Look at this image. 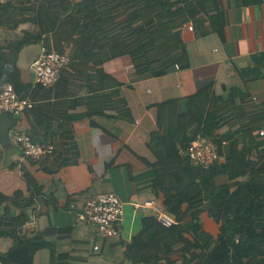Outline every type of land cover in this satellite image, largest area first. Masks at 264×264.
Returning <instances> with one entry per match:
<instances>
[{
    "label": "trees",
    "instance_id": "trees-1",
    "mask_svg": "<svg viewBox=\"0 0 264 264\" xmlns=\"http://www.w3.org/2000/svg\"><path fill=\"white\" fill-rule=\"evenodd\" d=\"M212 2L0 0V27L14 30L24 22L40 26L37 32L25 31L18 40L0 43V86L10 83L19 97L34 102L28 109L34 119L27 133L34 142L54 146L51 154L31 161L50 173L77 162L75 120L93 116L131 120L122 83L105 71L104 63L129 55L139 76H162L172 68L190 66L182 28L191 22L198 36L212 29L221 33L223 25H207L204 13L200 15L199 9ZM208 10L215 11L213 19H223L220 6ZM32 43L69 57L51 87L27 84L20 78L18 54ZM73 77L79 81L77 92L71 90ZM46 88L53 92L52 96L46 91V97L55 99H42ZM78 92L88 95L78 97ZM60 93L63 97L58 99ZM237 93L234 90L222 100L207 97L206 89H201L189 97L184 113L177 111L175 99L158 104V130L148 143L158 161L148 162L146 172L150 186L164 192L163 209L175 216L176 224L164 225L155 213L144 215L140 230L130 240L120 235L124 213L112 236H101L91 224L97 237L84 244L89 254L79 262L62 248L69 233L58 230L62 237L55 245L47 239L49 233L29 230L39 207L49 201L43 186L28 179V193L0 192V235L13 241L7 251H0V263L39 264L37 254L45 251L49 264H264V136L259 134L264 129V103H247ZM81 104L86 110L70 111ZM198 135L218 146V162L208 167L191 163L188 148ZM250 147L259 150L257 161L248 159ZM221 178L225 182L219 183ZM93 196L91 188L75 196L74 201H85L81 209L74 208L78 219ZM204 212L219 224L217 235L204 228Z\"/></svg>",
    "mask_w": 264,
    "mask_h": 264
},
{
    "label": "crops",
    "instance_id": "crops-1",
    "mask_svg": "<svg viewBox=\"0 0 264 264\" xmlns=\"http://www.w3.org/2000/svg\"><path fill=\"white\" fill-rule=\"evenodd\" d=\"M210 6H220L223 19H213L216 15L215 11L208 10ZM200 10L207 25L224 27L221 33L212 29L198 36L194 29H189L191 22L184 24L181 34L187 44L190 66L172 68L162 76H139L129 55L104 63L105 71L122 83L132 119L93 116L73 121V138L80 153L77 162L59 166L53 173L45 172L38 163L24 157L11 141L0 143V192L8 196L16 190L28 193V179L42 185L49 203L39 207V215L28 223V228L31 232L49 233L47 239L55 245L62 237L58 230L69 233L62 248L73 253L79 262L85 261L89 254L84 244L94 242L97 231L75 214L74 208L81 209L85 203L83 199L74 201L76 195L91 188L92 196L115 193L121 197L126 204L119 223L120 235L127 240L140 230L144 215L155 213L151 208L140 206L142 203L152 200L163 208L165 194L150 186V174L146 172L148 162L158 161L148 143L152 133L158 130L159 103L175 99L177 111L184 113L189 97L201 89H206L207 97L223 100L235 90L239 96H245L247 103H264V0H213ZM39 29L40 26L32 22H24L14 30L0 27V43L18 40L23 32ZM42 49L41 43H32L20 50L16 67L24 83H33L28 66ZM78 82V78L73 77L71 90L77 92ZM48 90L46 88L42 95L45 101L55 99L46 97ZM48 92L53 96V92ZM77 94L78 97L88 95ZM58 96V99L63 97L61 93ZM239 96L236 103H240ZM84 110L83 104L70 109ZM14 116L15 126L28 134L34 113L27 109ZM215 134H219V130H215ZM250 149L248 159L257 161L259 150ZM223 182L225 178L219 179V183ZM12 242L0 235V251H7ZM36 261L49 264V254L39 252Z\"/></svg>",
    "mask_w": 264,
    "mask_h": 264
},
{
    "label": "built area",
    "instance_id": "built-area-1",
    "mask_svg": "<svg viewBox=\"0 0 264 264\" xmlns=\"http://www.w3.org/2000/svg\"><path fill=\"white\" fill-rule=\"evenodd\" d=\"M189 29H193L192 25H189ZM68 62L69 57L66 54L42 49L28 66L33 83L44 87L53 86ZM33 103L29 98L19 97L12 84L5 83L0 86V113L8 111L18 115L30 109ZM15 125L9 132L10 141L21 150L24 157L37 161L52 153L54 146L51 143L34 142L29 134L21 132ZM259 134L264 136V129H261ZM188 156L194 166L208 167L219 161L218 146L210 138L198 135L188 148ZM125 204L126 202L115 193L99 194L87 201L79 217L86 223L96 225L101 236L109 237L117 233L116 223L124 213ZM140 206L153 209L158 220L166 226L177 223L174 215L167 213L152 200H146Z\"/></svg>",
    "mask_w": 264,
    "mask_h": 264
},
{
    "label": "water",
    "instance_id": "water-1",
    "mask_svg": "<svg viewBox=\"0 0 264 264\" xmlns=\"http://www.w3.org/2000/svg\"><path fill=\"white\" fill-rule=\"evenodd\" d=\"M14 114L8 111L0 113V143L4 144L10 141L9 132L16 120Z\"/></svg>",
    "mask_w": 264,
    "mask_h": 264
},
{
    "label": "rangeland",
    "instance_id": "rangeland-1",
    "mask_svg": "<svg viewBox=\"0 0 264 264\" xmlns=\"http://www.w3.org/2000/svg\"><path fill=\"white\" fill-rule=\"evenodd\" d=\"M204 228L211 232L213 235H217L219 231V224L212 218L207 216V213L204 212ZM96 228L95 226H93ZM97 233V232H96Z\"/></svg>",
    "mask_w": 264,
    "mask_h": 264
}]
</instances>
